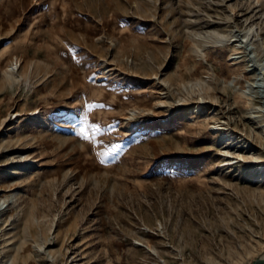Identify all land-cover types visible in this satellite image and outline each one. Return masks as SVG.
<instances>
[{
	"label": "rangeland",
	"instance_id": "rangeland-1",
	"mask_svg": "<svg viewBox=\"0 0 264 264\" xmlns=\"http://www.w3.org/2000/svg\"><path fill=\"white\" fill-rule=\"evenodd\" d=\"M11 111L0 264L264 253V0H0Z\"/></svg>",
	"mask_w": 264,
	"mask_h": 264
},
{
	"label": "bare ground",
	"instance_id": "bare-ground-1",
	"mask_svg": "<svg viewBox=\"0 0 264 264\" xmlns=\"http://www.w3.org/2000/svg\"><path fill=\"white\" fill-rule=\"evenodd\" d=\"M259 1V0H258ZM217 42V41H216ZM237 52H239V51H237ZM20 67V66H19ZM20 71V70H19ZM19 71L17 70V71H14V69L13 68H11V69H9V71H5V73L7 74V78H9V80H11L12 78H15L16 79V77L17 76H19V77H22L24 74H22V73H19ZM14 79V80H15ZM217 88V87H216ZM245 99V101L244 102H246V103H248V104H250L251 102H252V98L250 97V96H247V97H245L244 98ZM244 104V103H243ZM201 105V104H200ZM199 105V106H200ZM198 106V107H199ZM18 114L20 115L21 113L19 112V111H11V112H9V114H7V115H5L3 118H2V121H1V125H0V132L1 131H3V126H7L11 121H12V119H13V116L14 115H16L17 117H18ZM49 119V118H48ZM49 124V123H48ZM38 131V130H37ZM259 133V132H258ZM259 135V137L262 139V142L264 143V136L260 133V134H258ZM243 140V139H242ZM241 141V140H240ZM246 143V142H245ZM230 163V162H229ZM258 259V262H257V264H264V253L263 254H261V255H259L256 259H254V260H257ZM253 260V261H254ZM252 261V262H253Z\"/></svg>",
	"mask_w": 264,
	"mask_h": 264
},
{
	"label": "snow or ice",
	"instance_id": "snow-or-ice-1",
	"mask_svg": "<svg viewBox=\"0 0 264 264\" xmlns=\"http://www.w3.org/2000/svg\"><path fill=\"white\" fill-rule=\"evenodd\" d=\"M104 105H93V104H89L87 107L89 110H91L94 107H103ZM94 127H99L98 125H94Z\"/></svg>",
	"mask_w": 264,
	"mask_h": 264
},
{
	"label": "water",
	"instance_id": "water-1",
	"mask_svg": "<svg viewBox=\"0 0 264 264\" xmlns=\"http://www.w3.org/2000/svg\"><path fill=\"white\" fill-rule=\"evenodd\" d=\"M257 262H258V259L254 260L251 264H257Z\"/></svg>",
	"mask_w": 264,
	"mask_h": 264
}]
</instances>
